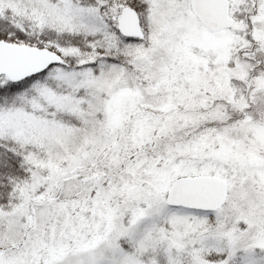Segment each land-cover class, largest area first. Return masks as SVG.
Listing matches in <instances>:
<instances>
[{
  "label": "snow or ice",
  "instance_id": "obj_1",
  "mask_svg": "<svg viewBox=\"0 0 264 264\" xmlns=\"http://www.w3.org/2000/svg\"><path fill=\"white\" fill-rule=\"evenodd\" d=\"M0 264H264V0H0Z\"/></svg>",
  "mask_w": 264,
  "mask_h": 264
}]
</instances>
